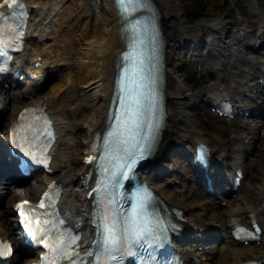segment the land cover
<instances>
[{
    "label": "bare ground",
    "instance_id": "obj_1",
    "mask_svg": "<svg viewBox=\"0 0 264 264\" xmlns=\"http://www.w3.org/2000/svg\"><path fill=\"white\" fill-rule=\"evenodd\" d=\"M154 1L159 8L167 40L166 95L169 117L159 144V151L154 156V160L161 162V165L148 170L143 175L169 204L183 209L184 227H192L194 230L200 231L205 225L200 221L198 214L201 213L206 202L200 200L189 202L187 197L180 194L177 187L173 186V179H178L181 182L192 178L194 176L192 167L189 166L187 170L177 165L182 159L177 151L165 159L163 149L167 144H174L177 149L188 153V150L192 151L196 142L204 141L211 145L213 141L207 139L202 131H198L199 135L195 133V122L187 112L192 102V93L185 81L186 78L178 74L181 61L177 52L182 46V42L177 34L181 30L178 20L181 22L184 20L181 9L182 3L180 0ZM26 2L34 12V18L30 19L28 23L26 49L19 57L27 63L40 60V68L38 69L40 74L47 72L46 68L49 64H52L57 72L61 70L58 66L63 65L69 70L64 76L68 85L65 81L52 83L49 88L50 91L32 98V95L37 91L35 87H23L17 91L0 84V102H5L6 99L8 101L6 108L0 105V117L6 118L5 121L7 122L3 129H0V137H5L8 122L15 118L18 110L36 102L43 105L49 112L57 129V139L52 148L54 157L51 168L53 173L46 174L38 181H32L26 185H4L1 193V203L4 208L0 210V234L11 231V223L6 217V214L12 210L11 206L10 208L7 206L10 198L11 201H14L30 193L33 197L28 196L34 199L47 183L55 179L62 188V210L72 223L83 227L84 237H87L89 235V221H87L86 216L89 213V203L84 198L83 183H86L87 180L88 167L83 162L84 151L104 125L105 113L113 87L114 64L117 54L123 49V38L119 32L121 23L112 0H100V8L96 15L91 0H70L68 3L67 0H26ZM233 2L237 4L238 9L240 6L248 5L251 14H260V10L264 9V0H233ZM0 7L6 9L3 0L0 2ZM239 11L242 13L241 10ZM92 18H94L93 22L91 21ZM254 22L251 17L244 16L239 20V24L243 27L240 28V31L239 29L235 31L236 33L239 32L236 36L237 39L234 38V33H227L226 37L231 36L233 41L236 40L235 42L238 44L233 49L229 48L228 59L225 61V64L227 66L229 64L231 68L210 70L211 75L216 74V76L215 80L209 84V89L213 96L215 95L212 98L213 102L216 96H222L224 92L234 102H238L240 106L247 105L250 109L251 107L262 106L260 113L263 116L262 122L260 124L254 123L249 127L257 130L258 139L260 137L264 139V133L261 132L264 130V101H258L261 91L259 78L264 77V60L261 61L258 56L240 53L242 44L251 34L247 33L249 31L247 27L249 24L254 25ZM216 25L217 27H215ZM221 25V21L209 24L213 32ZM241 30L245 32V36L243 33L241 34ZM258 30L261 31L262 29ZM263 37L264 30L260 32L258 38ZM250 38L252 39V37ZM260 45L258 49L261 50L258 53L264 50V40ZM218 50V43L214 40L209 41L206 45V57L193 59V61L202 64L205 72H207L210 68L206 66V63L210 61L211 55L216 60L219 58ZM65 58L70 60L67 64L62 61ZM220 79L225 81L222 83L224 84L222 87L217 85V80ZM75 84L82 88L79 95L74 91ZM21 90L29 94V100L21 98ZM242 97L245 99L244 103L240 101ZM76 127L81 131H75ZM250 137L251 139L254 138V136ZM254 145H256L255 142ZM211 147L214 152L213 145ZM245 151L246 146L243 145L242 148V144L238 143L228 156L213 154L214 162L217 159H223L225 163L228 161L231 166L229 169L231 175L237 164L247 170L252 160L249 157L243 158ZM168 170L171 172L169 175H167ZM233 191V201H228L223 209H214V225L220 230L230 229L226 225L229 218L236 216L248 220L246 214L253 212L256 213V218L261 221L264 227V187L260 184L253 188L248 181L242 180L238 189L231 192ZM221 243L230 249L226 264H237L239 261L241 263L248 256L255 258L264 256V233L261 235V242L258 245L234 243L228 237H225ZM196 244L183 246V255L185 257L195 256L200 264H213L214 260L210 252L204 248L199 250ZM14 257V263L20 264L22 260H20L19 254ZM204 258L206 261L202 260ZM29 261L27 260L24 264H28Z\"/></svg>",
    "mask_w": 264,
    "mask_h": 264
},
{
    "label": "rangeland",
    "instance_id": "obj_2",
    "mask_svg": "<svg viewBox=\"0 0 264 264\" xmlns=\"http://www.w3.org/2000/svg\"><path fill=\"white\" fill-rule=\"evenodd\" d=\"M70 0H67V3ZM94 4V10L95 15L98 12V9L100 6L98 5V0H91ZM182 3V11H183V18L184 20L181 22L178 20L180 25V31L178 32V36L181 38H190L188 42V47L190 45V41L195 43L198 40H195V38L199 37V39H204L203 33L206 31V27L203 26V23L209 22V21H222L223 26L220 27L219 33L217 35H220L221 32H225L228 29H234L236 30L239 25V20L242 19L244 16H248L253 18V20H256L257 26L264 25V17L262 20H258L257 18H254L251 13L248 10V6H240L239 9L237 7V4L233 2V0H180ZM242 3V1H241ZM240 3V4H241ZM206 5V7H204ZM204 7V8H203ZM203 8V9H202ZM239 10H242L243 12L240 13ZM263 11V9H261ZM229 12V13H227ZM197 13H204L207 16L210 17H204L199 19L196 22L191 23V16L195 15ZM264 16V12H263ZM94 18L91 19L93 22ZM230 23V24H228ZM253 26L249 24L248 29L252 28ZM193 39V40H191ZM185 47L183 46L179 51V60L181 61V67L179 68L178 74L182 77L184 76L187 82V85L190 88V91L192 93V101H193V107L187 109L189 112V117L193 119L196 123V134L197 131L202 130L205 135L207 136V139H211L213 141V146L217 148L219 153H230L233 148L235 147V138H233L234 134H237L238 136H245L247 134V131L245 128H240L236 124H231L223 119L217 118L214 116V114H210L207 112V108L204 106L202 107V100H208L209 98V83L213 80L208 76V74L203 73V70H200L199 66H196V64L189 63V54H187V51H183ZM195 51V50H194ZM199 54L202 53V50L197 51ZM263 58L264 56H260ZM77 61V59H74ZM63 63L67 64L70 60L68 58H65L62 60ZM60 72L55 74H52L51 80L45 87L43 88V92L50 91V85L52 83H63L65 81V74L69 70L65 68L63 65H60ZM190 72L192 76L196 79L195 85H198L196 82H201L199 85V89L195 85H191L189 82L187 74ZM59 74V75H58ZM61 74V75H60ZM67 84V82L65 81ZM219 83H222V81H219ZM74 91L77 95H79L82 92V88L75 84ZM80 98V97H79ZM6 104V103H5ZM195 106H198L195 108ZM195 118V119H194ZM4 117H0V128H2ZM75 131L80 132L81 130L76 127ZM264 133V130H262ZM256 146L254 147V150L250 154L249 158L252 160V165H250V169L248 171V174L246 176V180L249 182L250 186H258L260 184H264V140H261V138L257 139ZM254 143V142H253ZM260 143V145H259ZM180 164V163H179ZM182 166L183 164H180ZM177 189L181 190L180 194H183L187 197V201L189 202H195L197 200H204V196H202L199 193V190H194L192 187V184H189L188 182H185L183 185L178 186ZM25 195H31L30 193H27ZM23 196V195H22ZM21 196V197H22ZM27 197V196H23ZM11 201V198L10 200ZM2 202V200H1ZM202 202V201H201ZM4 204V203H3ZM7 206L9 207V202H7ZM223 207V206H221ZM2 203L0 205V209H3ZM213 206L210 204H207L206 207L203 209V211L200 213L199 218L203 220V222H210L213 216ZM7 219L9 217V213L6 215ZM10 221V220H9ZM229 248H225L222 250L220 254H215V259L217 260L216 264H226V258L229 253Z\"/></svg>",
    "mask_w": 264,
    "mask_h": 264
},
{
    "label": "snow or ice",
    "instance_id": "obj_3",
    "mask_svg": "<svg viewBox=\"0 0 264 264\" xmlns=\"http://www.w3.org/2000/svg\"><path fill=\"white\" fill-rule=\"evenodd\" d=\"M123 2V0H122ZM129 2H133V0H129ZM137 105H139V101H136ZM131 111V110H130ZM133 117H138L143 113L140 112L139 107L132 111ZM145 123L144 121H139L138 119H133L132 124L134 125V129L130 130V136L125 139L122 143L125 145L121 150L125 153L123 157L124 163L119 165V168H127L131 169L133 165H135L138 159H141L145 156L147 152H149L153 146V143L156 139L155 131L158 128V123H153L152 120H148L146 122V130L142 131L141 134V124ZM116 173H112V176H115ZM127 175L126 171H121L120 176L123 178ZM119 181H117V184ZM147 197L141 194L137 196V203L133 206L132 213L129 214L131 223L129 220H125L124 226L121 229V234H117L114 232L113 227H109L105 224L104 233L102 235V247L103 251L112 253V252H121L124 251L126 253L131 254L132 246L137 245L141 248L144 247L145 244L152 242L156 243L159 240V234L156 233L155 229H159L162 233L165 231L162 224L157 222L154 227H149L148 222L145 221L143 227L138 226V222L136 220L137 210L140 211L141 216L143 218L144 215V207L146 203ZM21 206L17 205L19 209ZM39 207H44L43 202L39 205ZM21 215H24L21 212ZM39 223V221H37ZM143 241V243H141ZM3 251H0V255H4ZM115 256H112V259H115Z\"/></svg>",
    "mask_w": 264,
    "mask_h": 264
}]
</instances>
